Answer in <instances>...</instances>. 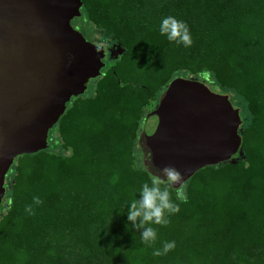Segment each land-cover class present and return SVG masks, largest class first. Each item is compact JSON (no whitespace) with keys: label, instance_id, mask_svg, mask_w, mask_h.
Returning a JSON list of instances; mask_svg holds the SVG:
<instances>
[{"label":"trees","instance_id":"trees-1","mask_svg":"<svg viewBox=\"0 0 264 264\" xmlns=\"http://www.w3.org/2000/svg\"><path fill=\"white\" fill-rule=\"evenodd\" d=\"M80 1V16L102 34L103 66L66 103L45 149L14 158L0 264H264V0ZM167 15L187 23L191 46L159 34ZM182 74L205 76L236 104L240 146L181 184L186 201L173 195L179 211L152 225L149 247L125 228L123 206L152 175L141 150L145 115ZM168 240L174 249L153 257Z\"/></svg>","mask_w":264,"mask_h":264},{"label":"water","instance_id":"water-1","mask_svg":"<svg viewBox=\"0 0 264 264\" xmlns=\"http://www.w3.org/2000/svg\"><path fill=\"white\" fill-rule=\"evenodd\" d=\"M80 0H0V202L16 156L46 147L66 103L102 68L104 50L70 25ZM238 111L227 95L175 77L142 127L143 161L153 174L170 166L178 188L196 170L228 160L240 146ZM142 138V137H141ZM142 140V139H141Z\"/></svg>","mask_w":264,"mask_h":264},{"label":"clouds","instance_id":"clouds-1","mask_svg":"<svg viewBox=\"0 0 264 264\" xmlns=\"http://www.w3.org/2000/svg\"><path fill=\"white\" fill-rule=\"evenodd\" d=\"M158 32L168 42L175 45L189 47L192 44V36L188 25L184 20L175 16L167 15L160 18ZM180 173L166 166L157 169L146 181L142 182L134 190V198L127 202L123 214L128 222L125 228L139 230V238L142 244L152 247L157 239V230L152 225H167L169 217L179 211V203L173 200V195L180 202L187 199L183 186L181 185L173 194L171 189L180 184ZM41 200L38 196L32 197V204L39 205ZM25 211L31 215L32 205L25 207ZM175 241H162L159 248L152 249V256L159 257L174 249Z\"/></svg>","mask_w":264,"mask_h":264},{"label":"rangeland","instance_id":"rangeland-1","mask_svg":"<svg viewBox=\"0 0 264 264\" xmlns=\"http://www.w3.org/2000/svg\"><path fill=\"white\" fill-rule=\"evenodd\" d=\"M70 25L72 26L74 30L78 31L86 41H88L92 45L99 46L101 44V41H102L101 32L99 30H96L84 17L79 16V17L73 18L70 21ZM182 76L184 78L197 79L198 81L204 83L212 92L219 93V94H225L217 85L209 81H206L205 79L207 78L203 75H201V77H198L197 75L182 74ZM233 104L235 103L233 102ZM234 109H236L237 111L239 109L236 106V104L234 105ZM239 114H240V111H239ZM240 124H241V121H240ZM141 139H140L141 144H144V147H145L149 142V141H146L145 131L143 132ZM138 147L141 148L140 144H138ZM142 149L143 148H141V150Z\"/></svg>","mask_w":264,"mask_h":264},{"label":"flooded vegetation","instance_id":"flooded-vegetation-1","mask_svg":"<svg viewBox=\"0 0 264 264\" xmlns=\"http://www.w3.org/2000/svg\"><path fill=\"white\" fill-rule=\"evenodd\" d=\"M10 167H11V166H10ZM9 171H10V168H9V170H8V173H7L6 177L8 176ZM6 177H5V179H4V183H5ZM4 186H5V185H4ZM2 206H3V204H2V200H1V202H0V210L2 209Z\"/></svg>","mask_w":264,"mask_h":264}]
</instances>
